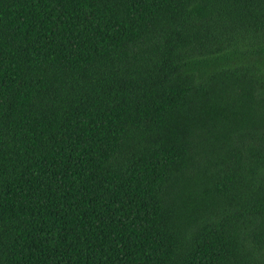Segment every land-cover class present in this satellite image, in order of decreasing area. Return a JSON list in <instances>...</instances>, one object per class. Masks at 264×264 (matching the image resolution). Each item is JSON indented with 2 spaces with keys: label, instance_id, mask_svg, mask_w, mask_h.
Returning <instances> with one entry per match:
<instances>
[{
  "label": "trees",
  "instance_id": "1",
  "mask_svg": "<svg viewBox=\"0 0 264 264\" xmlns=\"http://www.w3.org/2000/svg\"><path fill=\"white\" fill-rule=\"evenodd\" d=\"M0 264H264V0H0Z\"/></svg>",
  "mask_w": 264,
  "mask_h": 264
}]
</instances>
